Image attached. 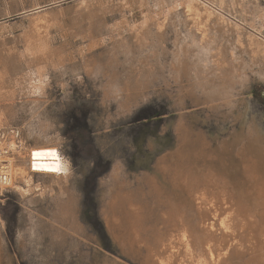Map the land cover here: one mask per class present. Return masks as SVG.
I'll list each match as a JSON object with an SVG mask.
<instances>
[{
	"label": "rangeland",
	"instance_id": "374dc122",
	"mask_svg": "<svg viewBox=\"0 0 264 264\" xmlns=\"http://www.w3.org/2000/svg\"><path fill=\"white\" fill-rule=\"evenodd\" d=\"M196 2L0 0L7 79L25 72L19 38L35 21H50V48L65 63L45 72L42 95L17 91L9 107L0 103L4 130L19 133L0 141L56 145L70 169L57 181L33 175L31 183L55 185L50 193L22 184L3 191L0 264H208L181 224L196 222L197 202L176 212L175 225L165 221L166 203H181L178 186L187 178L202 184L197 198L219 204L217 218L212 210L200 226L227 236L229 250L248 254L264 237L251 239L245 227L264 219V199L252 183L264 185V110L252 96L264 91V0ZM86 37L97 45L84 55ZM245 183L248 209L224 201ZM115 196L137 208L138 246L155 255L130 254L108 233L103 217Z\"/></svg>",
	"mask_w": 264,
	"mask_h": 264
},
{
	"label": "bare ground",
	"instance_id": "6f19581e",
	"mask_svg": "<svg viewBox=\"0 0 264 264\" xmlns=\"http://www.w3.org/2000/svg\"><path fill=\"white\" fill-rule=\"evenodd\" d=\"M185 1L190 5V3H195L198 0H185ZM43 21L44 20H42L41 21L42 23L40 22L41 24H39V25L34 24L36 21L35 22H34V20L31 21L32 23L33 22L34 23L32 25H30L29 27H27V29L23 31L24 33L22 32L23 35L20 36L21 38H19L23 42V45H22L23 49H20L22 51L19 53L20 58H22L24 60L23 63H25V66H24L25 72L24 73L22 72L23 75L19 79L16 78V80H14V82H11L12 80L10 81L9 79H7L8 75L6 76V74L8 72L5 71L6 69L5 70L0 69V103H2V104L4 103L3 107L7 108V106L8 107L10 106L9 104L5 105V103H9V102L14 101L15 97L17 95V91L19 92L18 96L21 95V97L24 96L26 98L27 97L30 98V96H32V95H42V92L44 90V83L46 80L45 79L46 77L44 75L45 72H47L49 69H51V70L53 69L56 71V68H58L61 64H65L62 61L61 62L59 61L60 58L59 59L56 58V56L53 54V52L50 48V45H49V37H47V36H48V32H49V29L52 26V24L49 23L50 21L48 19H46L44 21V23H43ZM64 36H66V35H64ZM86 38H88V37H86ZM64 39H66V38H64ZM87 40L89 41V43L87 46L84 45L86 48L84 55H87V52L93 50V48H95L97 45L96 44L97 42L91 40L90 38H88ZM98 43H100V42H98ZM17 52H19V50ZM61 56H63V55H61ZM71 56H69V57L71 58ZM62 58H64V57H62ZM66 59H68V58H66ZM72 60H75V59H72ZM72 65H74V64L72 63ZM62 67H61V69L58 68V70H62L63 69ZM0 68H2V67H0ZM22 70H23V68H22ZM53 70H52V72H53ZM38 78L40 79L41 84L39 86H36L34 84V81ZM18 86H19V88H18L19 90L16 89V87H18ZM6 118L7 117L5 116L2 109L0 108V137H3V138L5 136V133H7L6 130H4V128L7 127V125H8ZM8 133L11 135V137L13 136L16 139H18V137H19V133L17 131H11V132L8 131ZM11 137L9 136V138H11ZM7 138L8 137L6 135V139ZM12 139H14V138H12ZM13 142L14 141H12L11 143H8V141H6V140L4 142H2V140L0 141V166L2 167L1 171H3V173L6 176V178H5L6 182L4 184H0V196L2 195L3 191L11 190V189L13 190V188H16V186L18 184H22V186H24V187L31 185V180H32L33 175H42L45 177L53 178L57 181L59 179L62 180L64 175L66 173H68L69 162L61 155L60 151L55 147L56 145L52 146L51 144L49 145V144H39L38 143L36 145L26 147L27 146L26 144H25L26 146H24L20 142L19 143H17V142L13 143ZM22 143H24V142L22 141ZM17 145H18V147H16ZM173 156L174 155H172V157ZM178 158H181V156ZM197 161H194V162H197ZM251 168L254 169L256 167L251 166ZM180 169H181V167H180ZM252 169H250V171ZM255 172H257V171L255 170ZM248 173H250V172L248 171ZM188 174H190V173H188ZM188 174H186V176ZM180 177H182V176H180ZM190 177H192V176L190 175ZM170 179H171V177H170ZM253 180L254 181L252 183L255 184L254 186H256V190H255L256 194L255 195L257 198H259L260 201H262L264 199V189H263L264 185L263 186L261 185L260 188H258L259 187L258 184H260L259 180L258 181H257V179H253ZM56 181H53V182L57 183ZM164 181H166V180H164ZM179 182H181V181H179ZM59 183H61V181ZM59 183H57V184L59 185ZM192 183L193 184H191L190 179L187 178L184 182L182 180V183L180 184V186H178L179 188L177 187L178 190H180V192H181V196H180L181 198L179 197L181 200V203H179L178 205L174 204V203H170V202L166 203L165 206L167 208V213H166L167 216H165V218H166L165 221L169 222L172 225H175L174 223H176V222L174 220V216H175L176 212L179 211L181 208H184V207L186 208V206H189L191 204L190 202L195 200L197 202V205L195 208L196 222L190 223V221H188V222L187 221L186 222L181 221V224H182V226H186L187 230L193 231L192 234L196 236V239H195L196 251L199 254L202 251H205V254H204L205 257L201 259L202 262H204V263L208 262V264H210L209 261H206V260H208V258H207V256H208V257H210V259H212L213 264H229V262L231 260L235 261V263H233V264H264V237L262 239H260L262 242L258 241V240L255 241L256 245L255 244L252 245L253 247L249 250L248 254L242 255V254L238 253L237 251H235L234 248L230 249L231 251L229 250L230 246L228 244L229 239L227 236L222 235L220 237H217L213 232L208 231L206 228L204 229L203 226L202 227L200 226V224H204L207 220H209V217H210L209 215H210L212 210H213L212 218H217L215 213H217V209H219V207H218L219 204L218 205L215 204L216 201L215 202L212 201L211 203L210 202L206 203L205 200L201 199V196L197 198L196 197L197 193H199L202 190V189H199L202 184L197 183V181H193ZM166 184H167V182H166ZM58 185H57V187H58ZM157 186H159V185L157 184ZM234 186H236V185H234ZM240 186H242V185H240ZM36 187H33V188H35L34 191H36ZM59 187H61V186H59ZM236 187H238V186H236ZM30 188H31V186L29 187V189ZM158 188H160V187H158ZM177 188H173V190L174 189L177 190ZM24 189H26V188H23V190ZM61 189H62V187H61ZM16 190H17V188H16ZM48 190H49L48 192L50 193V189H48ZM62 190H60V191H62ZM13 191H15V190H13ZM19 191H21V189ZM29 191L30 190H28V193H30ZM44 192H46V190ZM221 193H224V192L221 191ZM229 193L230 194L228 196L226 195L227 197H226V199H224V201L229 199L230 201H228V202L232 201V202H234L235 205L241 206L242 209H248L249 203L252 201V198L249 194H247L246 183L244 186L240 187V189H237L236 192L229 191ZM62 194H63V191H62ZM108 194H109V191H108ZM161 195H162L161 193H157V196L161 197ZM222 196L225 197L224 194H222ZM118 197L119 196H115L113 198V200H111L109 205L106 203L108 205V207H107L108 212H107L106 217L105 218L103 217L104 222H105L104 224L106 225V229L108 230V233H110L111 235L114 236L113 239L115 238L117 240L115 242L116 243L118 242L122 246L123 250L125 249V251H128L130 254H133L135 256H141L142 253L145 252L144 250H141L143 248L140 249L138 246L139 243L142 242L141 237H144V235L143 236L140 235V233L142 231H141V228L139 229V226L137 225V222H138L139 217H140L139 215H141V214H139L137 208L134 209L135 206L132 207L131 201L126 200L124 203L123 202L121 203L120 201H123V200H119ZM158 199L156 200V202L158 201ZM161 199H162V197H161ZM164 199H165V197H164ZM163 203L164 202H162V205H163ZM263 203L264 202L262 201V205H263ZM127 206H128V208H127ZM263 207H264V205H263ZM64 209L65 208H63V209L61 208L60 213L62 216H65L67 213L66 212L67 209L66 210H64ZM161 209H164V208L161 207ZM160 211H162V210H160ZM164 212H165V210H164ZM103 214L105 216L106 213H103ZM165 221H162V223ZM178 221L179 220H177V222ZM66 223H67V221H66ZM169 223H167V224H169ZM254 223L256 226L253 229L251 227H249V225L245 226L247 228V231H248L247 236H250L251 239H253L255 237L259 238L261 236H264V219L263 218L259 219V221L255 220ZM219 225L222 226L223 228H226L225 227V219L221 220L219 222ZM71 227H69V229H71L70 231L75 233V230L73 231V228L75 226L72 228ZM186 232H188V231H186ZM71 234H73V233H71ZM158 239H160V238L158 237ZM157 242H158V240H157ZM145 244L146 243H144V245ZM149 245L150 244H148V246ZM204 246H206V248L203 250ZM224 251L226 252V254H222ZM146 252L150 254V257L155 255V252H153L150 249H147ZM149 260H151V259H149Z\"/></svg>",
	"mask_w": 264,
	"mask_h": 264
},
{
	"label": "trees",
	"instance_id": "16d2710c",
	"mask_svg": "<svg viewBox=\"0 0 264 264\" xmlns=\"http://www.w3.org/2000/svg\"><path fill=\"white\" fill-rule=\"evenodd\" d=\"M252 96L254 99H256L259 104L262 106L263 110H264V91L260 90V89H255L252 92Z\"/></svg>",
	"mask_w": 264,
	"mask_h": 264
},
{
	"label": "crops",
	"instance_id": "0c3cea01",
	"mask_svg": "<svg viewBox=\"0 0 264 264\" xmlns=\"http://www.w3.org/2000/svg\"><path fill=\"white\" fill-rule=\"evenodd\" d=\"M45 180H47V179H45ZM34 185H38L39 187H44L46 189V191H48L47 190L48 188H51L52 190H53V188H55L54 184H51V183H49V181H44L42 179L38 180L37 182H32L31 185H29V187L30 186L33 187Z\"/></svg>",
	"mask_w": 264,
	"mask_h": 264
},
{
	"label": "built area",
	"instance_id": "2783aa9c",
	"mask_svg": "<svg viewBox=\"0 0 264 264\" xmlns=\"http://www.w3.org/2000/svg\"><path fill=\"white\" fill-rule=\"evenodd\" d=\"M2 167L0 166V184H4L6 182L5 178V174L3 173V171H1Z\"/></svg>",
	"mask_w": 264,
	"mask_h": 264
},
{
	"label": "clouds",
	"instance_id": "9594fccd",
	"mask_svg": "<svg viewBox=\"0 0 264 264\" xmlns=\"http://www.w3.org/2000/svg\"><path fill=\"white\" fill-rule=\"evenodd\" d=\"M34 84H35L36 86H39V85L41 84L40 79H39V78L36 79V80L34 81Z\"/></svg>",
	"mask_w": 264,
	"mask_h": 264
}]
</instances>
